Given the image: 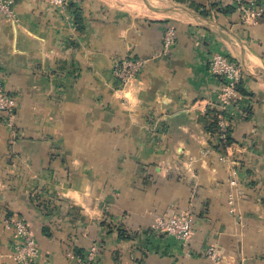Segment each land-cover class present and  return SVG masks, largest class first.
<instances>
[{
	"label": "crops",
	"instance_id": "crops-1",
	"mask_svg": "<svg viewBox=\"0 0 264 264\" xmlns=\"http://www.w3.org/2000/svg\"><path fill=\"white\" fill-rule=\"evenodd\" d=\"M13 1L16 19L0 15V78L17 99L14 126L0 116V264H21L12 218L30 224L37 264H81L95 244V264H264V13L244 22L233 0ZM167 26L177 43L163 53ZM214 51L244 68L224 149ZM127 54L147 62L121 88L111 64ZM185 212L188 247L154 232Z\"/></svg>",
	"mask_w": 264,
	"mask_h": 264
},
{
	"label": "built area",
	"instance_id": "built-area-1",
	"mask_svg": "<svg viewBox=\"0 0 264 264\" xmlns=\"http://www.w3.org/2000/svg\"><path fill=\"white\" fill-rule=\"evenodd\" d=\"M58 8H64L69 0H46ZM235 8L241 14L242 20L255 23L264 13L262 0H233ZM0 15L8 20L16 19L17 13L13 0H0ZM177 43L175 28L167 26L163 38V53L172 49ZM147 58L127 54L116 59L112 64V73L121 88L137 80L144 69ZM209 70L216 75L222 83L218 116V125L222 138H226L230 129V122L237 113V104L240 93L238 85L243 80L244 68L236 59L223 51H214L209 57ZM17 99L14 94L7 91L3 80L0 78V116L4 118L9 127L15 124ZM233 185L237 180L232 181ZM232 201V198L231 200ZM191 212H185L169 219L158 216L152 228L154 232L173 238L184 247H188L194 234V221ZM6 228L14 231V258L21 264H37L41 256V249L37 239L31 233L30 224L23 218H12L7 221ZM99 246L93 245L80 257L81 264H95ZM214 262H219L220 256L214 246H208L205 250Z\"/></svg>",
	"mask_w": 264,
	"mask_h": 264
},
{
	"label": "trees",
	"instance_id": "trees-1",
	"mask_svg": "<svg viewBox=\"0 0 264 264\" xmlns=\"http://www.w3.org/2000/svg\"><path fill=\"white\" fill-rule=\"evenodd\" d=\"M242 83V82H241ZM241 83L238 85V90L240 92V87H241ZM213 129L215 130L214 133L216 132L219 135V125H218V118L214 120V124H213ZM217 142H216V146L217 148H226L228 145H230L232 143V138L230 137V130H228L227 136L226 138H217ZM84 254H81V256H83Z\"/></svg>",
	"mask_w": 264,
	"mask_h": 264
},
{
	"label": "rangeland",
	"instance_id": "rangeland-1",
	"mask_svg": "<svg viewBox=\"0 0 264 264\" xmlns=\"http://www.w3.org/2000/svg\"><path fill=\"white\" fill-rule=\"evenodd\" d=\"M118 59H119V58H118ZM115 60H116V59H115ZM115 60H114V61H115ZM114 61H113V62H114ZM113 62H112V63H113ZM111 65H112V64H111ZM111 71H112V66H111Z\"/></svg>",
	"mask_w": 264,
	"mask_h": 264
}]
</instances>
